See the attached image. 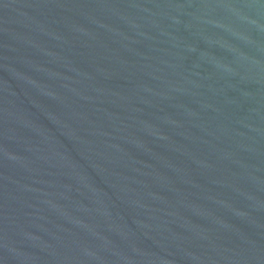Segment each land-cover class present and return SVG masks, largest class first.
I'll return each instance as SVG.
<instances>
[{"label":"water","instance_id":"1","mask_svg":"<svg viewBox=\"0 0 264 264\" xmlns=\"http://www.w3.org/2000/svg\"><path fill=\"white\" fill-rule=\"evenodd\" d=\"M0 264H264V0H0Z\"/></svg>","mask_w":264,"mask_h":264}]
</instances>
